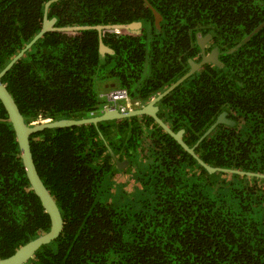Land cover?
<instances>
[{
  "label": "trees",
  "instance_id": "obj_1",
  "mask_svg": "<svg viewBox=\"0 0 264 264\" xmlns=\"http://www.w3.org/2000/svg\"><path fill=\"white\" fill-rule=\"evenodd\" d=\"M51 0H0V72L41 31ZM59 0L56 26L106 28L114 53L100 58L94 29L48 32L3 83L26 123L99 115L105 92L149 102L200 61L197 34L222 46L159 103V117L209 173L152 117L137 116L33 134L37 170L64 219L61 235L25 264H264V0ZM133 23L142 26L122 27ZM101 132L119 162L111 156ZM16 133L0 101V259L49 232Z\"/></svg>",
  "mask_w": 264,
  "mask_h": 264
},
{
  "label": "water",
  "instance_id": "obj_2",
  "mask_svg": "<svg viewBox=\"0 0 264 264\" xmlns=\"http://www.w3.org/2000/svg\"><path fill=\"white\" fill-rule=\"evenodd\" d=\"M59 0H51L45 6L44 11V23L41 31L35 36V38L19 53L17 54L13 60L0 72V101L3 104L5 110L8 113L9 120L13 126V129L16 133L17 140L19 143L20 154L23 161V165L27 174V178L31 184V187L36 194V196L40 199L42 207L48 214L51 220V229L49 232L43 234L42 236L30 241L23 247H21L16 253L6 259H0V264H25L27 263L35 254L36 252L44 245H48L54 240H56L62 233L64 228V219L60 208L55 201L54 197L44 184L43 180L40 177V174L37 170L34 156L31 149V137L33 134L42 132L46 129H53V128H68L74 126H81V125H88L93 124L96 127L99 126L102 122L107 121H120L131 117L137 116H150L152 117L167 133H169L187 152H189L194 158L198 160L200 165H202L209 173L213 174L219 171L222 172H230V173H238V174H247V175H254L252 173H245V172H237L228 169H220L215 168L213 166L207 165L202 159L198 157L195 152V148L197 145L204 140L218 125L220 124H228L235 126L236 123L228 119L229 111L225 110L222 112L213 126L202 136L199 142L194 146L190 147L186 144L183 140L184 134L186 133V129L183 128L179 132H174L160 117L159 114L161 112V107L158 105L164 97H166L169 93H171L175 88H177L180 84L185 82L189 77L193 74L198 72L202 67L206 64H214L221 68L223 66L220 60V53L222 52V46L215 47L210 53H206V47L208 43L214 37L213 33L208 35H203L201 32L197 34V42L202 51V59L200 62L195 61L194 59L189 60L190 70L177 82L172 84L169 88H167L164 92L160 93L156 98H154L148 105L139 108L137 110L129 111L128 113H121L116 110L114 107L105 108V110L93 117L83 118L79 120H71V119H64L54 122H49L45 124H40L36 126H29L23 114L21 113L18 104L10 94L7 86L3 83V77L7 74V72L11 69V67L16 64L24 55L25 53L36 43L38 42L45 34L48 32L54 31H69V30H85L94 28L99 32V40H100V58L101 62H104L106 59L107 54H113L114 52L106 46L103 41L102 31L106 28L112 27H120V26H96V27H66V28H59L56 26L57 19H49L48 13L50 6ZM150 9L152 10L155 16V27L158 32H160V23L162 22V16L159 12L151 5L148 0H145ZM142 26L141 23H133L130 25L122 26V27H140ZM100 137L104 141L105 145L107 146L108 151L110 152L111 156L115 160L119 169H124L127 166L126 162H119L116 158L112 148L105 140L103 134L101 132ZM264 177V176H262Z\"/></svg>",
  "mask_w": 264,
  "mask_h": 264
},
{
  "label": "built area",
  "instance_id": "obj_3",
  "mask_svg": "<svg viewBox=\"0 0 264 264\" xmlns=\"http://www.w3.org/2000/svg\"><path fill=\"white\" fill-rule=\"evenodd\" d=\"M104 98H107L108 101L117 103L126 102L125 106H121L122 112H127L129 110H132V106L130 105V100L128 98V93L126 90H113L110 91L108 94L103 95Z\"/></svg>",
  "mask_w": 264,
  "mask_h": 264
},
{
  "label": "clouds",
  "instance_id": "obj_4",
  "mask_svg": "<svg viewBox=\"0 0 264 264\" xmlns=\"http://www.w3.org/2000/svg\"><path fill=\"white\" fill-rule=\"evenodd\" d=\"M116 90H123V89H116ZM111 91H113V90H111ZM110 91H108V92H105L104 94H108ZM104 94H102L101 96H103ZM103 100H106L107 101V104H106V106H104V109L103 110H105V108H108V107H114L116 110H118L119 112H121V113H128L129 111H133V110H137V109H133V110H129V111H127V112H122L121 111V106H125L126 105V102H121V103H118V105H116L117 103H114V102H110V101H108L107 100V98H103ZM130 102V101H129ZM135 102H133V107H135ZM127 106V105H126ZM139 109V108H138ZM102 110V111H103ZM93 116H97V115H95L94 113H92V116L91 117H93Z\"/></svg>",
  "mask_w": 264,
  "mask_h": 264
},
{
  "label": "flooded vegetation",
  "instance_id": "obj_5",
  "mask_svg": "<svg viewBox=\"0 0 264 264\" xmlns=\"http://www.w3.org/2000/svg\"><path fill=\"white\" fill-rule=\"evenodd\" d=\"M210 43V42H209ZM209 43H208V45H207V47H206V53H207V49H208V46H209ZM200 48V47H199ZM200 53H201V59H202V51L200 50ZM201 59H200V61H201ZM196 61V60H195ZM200 61H197V62H200ZM197 73V72H196ZM128 93V92H127ZM159 95V94H158ZM158 95H156V96H154V97H152V99L149 101V102H142V101H138V102H136L135 101V107H133V101L130 99V97H129V94H128V98H129V100H130V105L132 106V110L133 109H138V108H142V107H144V106H146V105H148L154 98H156ZM159 105V104H158ZM104 111V110H103ZM103 111H101V113L103 112ZM100 113V114H101ZM162 113V110H161V112H160V114Z\"/></svg>",
  "mask_w": 264,
  "mask_h": 264
},
{
  "label": "bare ground",
  "instance_id": "obj_6",
  "mask_svg": "<svg viewBox=\"0 0 264 264\" xmlns=\"http://www.w3.org/2000/svg\"><path fill=\"white\" fill-rule=\"evenodd\" d=\"M100 98H102V99H103V98H104V96H101Z\"/></svg>",
  "mask_w": 264,
  "mask_h": 264
},
{
  "label": "rangeland",
  "instance_id": "obj_7",
  "mask_svg": "<svg viewBox=\"0 0 264 264\" xmlns=\"http://www.w3.org/2000/svg\"><path fill=\"white\" fill-rule=\"evenodd\" d=\"M230 173V172H229Z\"/></svg>",
  "mask_w": 264,
  "mask_h": 264
}]
</instances>
